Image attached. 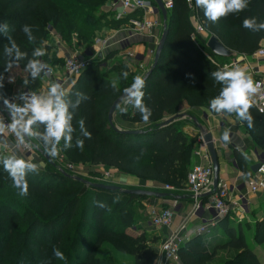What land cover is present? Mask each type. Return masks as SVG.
<instances>
[{
  "label": "trees",
  "instance_id": "1",
  "mask_svg": "<svg viewBox=\"0 0 264 264\" xmlns=\"http://www.w3.org/2000/svg\"><path fill=\"white\" fill-rule=\"evenodd\" d=\"M109 1L0 0V76L5 74L6 62L15 58L14 50L5 54V49H11L13 43L26 53L23 58L26 62L36 59L44 64H61V61L50 59L53 57L52 47L48 44L51 37L67 45L91 46L100 20L95 17ZM170 2L171 8L166 11L165 46L141 89L140 105L145 111L141 112L137 106L136 96L129 97L132 100L129 108L118 110L122 120L132 126L130 129H142L144 133L121 135L113 132L107 123L113 101L128 89L133 77L140 74L132 73L121 62L102 72L99 71L101 61L86 60V68L64 97L72 117L71 140L62 147L66 162L75 167L100 165L158 186L175 189L184 186L197 137L183 133L182 121L160 126L165 117L178 113L183 102L190 108L207 107V101L218 96L225 86L216 81L212 73L224 70L223 64L227 60L212 55L206 48L209 37H215L225 49L238 56L248 57L260 49L264 30L243 28L242 21L255 18L257 24L264 22V0H249L248 7L242 12L229 13L216 22L206 19L204 9L197 7L195 0H191L190 6L186 0ZM191 13L204 34H195ZM23 25L29 26L28 34L22 31ZM35 49H43L45 55L33 57ZM112 73L115 75L113 81L109 79ZM43 77V72L36 79L29 74L33 90L40 87ZM2 89L3 84L0 93H3ZM249 103L250 121L234 111L221 110L220 113L236 120L250 137L254 149L264 156V114H258ZM34 128L41 133L44 131V125ZM35 138L50 150L39 136ZM10 157L13 158L0 150V161ZM234 157L239 172L249 178L250 173L242 166V157ZM47 166V170L25 169L27 188L21 193L0 162V264H32L23 248L33 251L35 264H57L54 252H60L62 240L77 214L72 246L69 241L63 253V264L78 262L80 253L83 264H89L93 250L107 241L117 252L131 256L134 264H153L156 253L149 245V238L144 234L132 236L128 233L135 227L138 217L132 204L149 198L94 190L62 176L56 166L49 163ZM227 219L225 217L218 225L181 247L178 251L181 264H207L218 252L228 250L236 255L224 264H263L255 247L245 241L240 226L227 224ZM22 224L24 227L20 228ZM220 226L227 228L222 230ZM252 228V242L258 247L263 246L264 215L254 220ZM210 233L214 239L211 242L207 239ZM222 233L224 239L217 240ZM23 239H26L23 248L15 249L14 245Z\"/></svg>",
  "mask_w": 264,
  "mask_h": 264
},
{
  "label": "crops",
  "instance_id": "2",
  "mask_svg": "<svg viewBox=\"0 0 264 264\" xmlns=\"http://www.w3.org/2000/svg\"><path fill=\"white\" fill-rule=\"evenodd\" d=\"M161 1L164 2L167 0ZM117 11V6L112 2L107 3L101 9V12L106 17L101 21L102 28L100 32H97L99 41L96 42L93 50L95 49L97 54L102 55L104 64L108 63L113 66L116 62H121L122 65H125L129 71L135 74H139L143 69H146L147 71L153 61L152 54L155 51L156 44L163 32L162 16L158 12L155 17H151V19H156L160 23V26L155 29L152 37H137L131 32L130 22L139 18L140 14H128L124 19L117 22L112 19L113 13ZM190 17L193 19L192 13L190 14ZM124 39L128 41V44L119 46V42ZM48 44L52 47L50 52H52L51 57H53L50 59L61 61V64L56 62V64H49L51 66L49 71L50 73L47 77H43L40 80V87L37 90H33L31 87L29 72L25 69L27 62L24 59L19 61H15L14 58L10 59L14 61V63L7 71H5V74L3 75V93H0V106H2L7 113L10 114L4 104L5 99H7L10 103L21 104L23 103L19 99V95L21 93L26 95L32 93L46 94L47 89L53 82L62 85L66 96L68 95L71 87L77 81L78 77L71 80L66 77L64 63L68 57L73 55H76L81 59L78 52H74V49H71L72 47L64 44L56 37H51ZM260 49L264 51V41L261 42ZM126 54H130L132 57H127ZM109 55H112V58L109 59ZM237 59L239 60L238 62L242 64L239 68H247L245 74L250 76L253 81L258 80L259 75L264 72V58L257 61L251 59L250 56H239ZM111 75L113 77L115 76L114 73ZM255 95L256 92L252 94V97H255ZM3 109L0 107V121L4 118L9 121ZM178 112L193 116L197 122L211 134L219 166L218 186H226L228 188L227 201L229 202V206L230 202L238 203L239 207L231 208V211L239 210L242 211V214H246L248 212L247 210H250L251 205H254V201L261 196H264V193L253 196L247 192L245 182L248 178L244 177L243 174L239 172L235 162L234 156H241L243 159L242 166L248 170L250 177L252 176L250 167L256 163L255 160L257 159V156L251 139L243 135L240 125L236 120L224 117L220 112H211V110H206L204 108H190L186 102L181 104L178 108ZM184 122L185 121H182L183 133L189 137H197L194 144L193 158L188 167V170H190L192 167L204 163L202 157L207 155V152L204 145L201 143L199 132L195 125L191 121V124H186ZM112 123L113 126L119 130H134L130 129L132 128L131 125H128L122 120L118 111L115 112ZM225 133H227V140L223 138ZM27 140L32 148L28 157L27 155H24L20 149L13 146L12 140L2 136H0V150L4 151L13 158L23 160L25 163L29 161L32 164H36L40 170L49 169L43 155H47L53 164L56 157H51L45 153L43 151L45 147L37 141L35 136ZM48 146L50 150L53 148V144L51 142ZM64 146H66V144L63 139L55 144L56 155H61L63 157L62 147ZM96 174H107L109 184L123 190H142L164 194V197L161 199L149 198L135 203L138 204L139 208H141L135 224L137 231L132 232L131 229L128 231L131 232L130 234L132 236H138L141 234L146 235L150 241L149 245L152 249H154L156 256L160 245L169 235L173 233H177L179 240L183 241L181 247H183L187 242L198 237L199 234H197V229L202 227V225H204L212 215L211 211L207 209L209 198L214 194L211 192L212 187L209 192H206L197 198L201 207L197 212L193 213L192 209L194 205V197L186 190L185 184L182 188H174V191L172 192H165V186H158L154 182L121 174L114 169L105 168L100 165L78 166L75 173L77 176H87L88 179L93 178V176H97ZM209 193H211V195L206 197ZM175 205L176 208L174 210L170 228L155 229L150 226V209L160 211L163 209H171ZM208 238H210V242L214 240L213 237H211V233L208 234L207 239Z\"/></svg>",
  "mask_w": 264,
  "mask_h": 264
},
{
  "label": "clouds",
  "instance_id": "3",
  "mask_svg": "<svg viewBox=\"0 0 264 264\" xmlns=\"http://www.w3.org/2000/svg\"><path fill=\"white\" fill-rule=\"evenodd\" d=\"M248 2L249 0H195L196 6L204 9L206 19L212 22H216L229 13L242 12L248 7ZM242 27L251 31L264 30V22L257 24L255 18H245L242 21ZM22 31L28 34L29 26L23 25ZM28 38L29 40L32 39L30 35ZM13 50L15 51V61L23 59L26 55L14 43L11 49H5V54H11ZM32 55L33 57H41L45 55V52L43 49H35ZM13 63L14 61L8 60L5 64V71ZM46 67V64L36 59H29L25 65V69L29 72L32 79L39 77ZM212 75L216 81L222 82L225 86L220 89L218 96L211 99L209 107L216 112L227 110L231 113L234 111L238 116L250 121L251 117L248 112L250 107L249 99L260 87L259 84H254L251 77L247 76L241 69L217 70ZM2 79L3 77L0 76V80ZM0 87H2V84H0ZM143 87V77L136 75L133 77L128 89H125L129 95L137 97V106L140 107L141 112L145 111L140 105V98L143 95L141 89ZM64 96L65 90L62 85L53 82L47 89L46 94L32 93L26 95L21 93L19 95V99L23 102L21 104L10 103L5 99L4 104L11 114V122L7 125V128L20 143L26 142L25 137L30 139L34 136H39L45 145L51 142L53 148L49 150L45 147L43 151L49 156L55 157V144L63 139L67 145L71 140L72 127L70 121L72 117L68 112V104ZM144 118L147 119L146 116ZM36 125H44V131L42 133L35 131L34 126ZM223 138L225 140L228 139L227 133L224 134ZM77 143L79 144L80 142L78 141ZM0 162H2L4 170L9 174L13 185L20 189L21 193L25 192L27 188L25 169L35 170L37 165L25 163L23 160L11 157L3 158ZM54 254L57 258L63 259L61 252L55 251Z\"/></svg>",
  "mask_w": 264,
  "mask_h": 264
},
{
  "label": "built area",
  "instance_id": "4",
  "mask_svg": "<svg viewBox=\"0 0 264 264\" xmlns=\"http://www.w3.org/2000/svg\"><path fill=\"white\" fill-rule=\"evenodd\" d=\"M114 3L118 11L113 13L112 19L115 21H121L128 14H140V17L131 21V32L137 37H152L156 28L160 26V23L156 19H151L155 17L158 13L156 6L153 2L148 0H110L109 3ZM164 9L167 11L171 8L170 0L162 2ZM186 3L190 6L191 0H186ZM193 24L195 27V34H204L203 29L197 24L195 18L193 17ZM128 44V41L124 39L119 42V46H124ZM157 45V44H156ZM154 54V52H153ZM152 54V57H153ZM127 57H132L130 54H126ZM239 57V56H238ZM237 57V58H238ZM237 58L235 60H237ZM253 60H260L264 58V51L259 49L255 54L250 56ZM232 60L229 67H223L224 70L241 69L244 73L247 68H239L238 61ZM86 61V60H85ZM78 58L76 55L70 56L65 60L64 71L68 79H75L79 77L82 71L86 68V62ZM50 73V72H49ZM49 73H46L49 75ZM254 84H259V88L256 91L255 97H250L249 101L253 104L258 114H264V72L259 75L258 80L253 81ZM37 94V93H36ZM30 95V94H29ZM131 99H126L120 108H129L132 105ZM10 122L4 118L0 121V136L6 137L12 140L13 146L21 150L24 155H30L31 146L28 137H25V143H20L15 135L7 128ZM4 152V151H3ZM54 165L66 173L75 175L77 167L66 162L65 158L61 155H56ZM203 164L192 167L187 174L185 188L194 197V205L192 212L195 213L201 207L197 198L209 192L212 187V168L209 162L208 155H204ZM264 158V157H262ZM26 163H30L27 161ZM259 164V169L255 174L248 178L245 182L247 192L250 195H260L264 193V161L257 162ZM107 174H103L99 179L107 178ZM165 192H172L174 188L171 186L164 187ZM228 188L226 186H218L216 192L209 198L207 209L212 213L210 219L202 225V227L197 229V234L201 235L209 231L211 228L215 227L224 219L231 208L239 207L237 202L227 201ZM176 205L171 209H163L160 211L150 209L149 211V224L155 229H168L172 224V218ZM132 232H136V227L131 228ZM183 244V241L179 240L178 234L173 233L169 235L164 242L160 245L154 264H177L179 262L178 251Z\"/></svg>",
  "mask_w": 264,
  "mask_h": 264
},
{
  "label": "rangeland",
  "instance_id": "5",
  "mask_svg": "<svg viewBox=\"0 0 264 264\" xmlns=\"http://www.w3.org/2000/svg\"><path fill=\"white\" fill-rule=\"evenodd\" d=\"M106 16H104V14L102 12H100L98 15H96V19L97 21L99 20V24L97 27V31L95 33V37L94 40L92 42L91 46H79L77 47L75 43H71L69 44L70 47H72L71 49H74V52H78L79 56L81 57V59L83 61L87 60L89 62H94L96 60L101 61L102 64L99 65V71L102 72H106L109 71V68L112 66L110 64H104L103 59H102V55L101 54H97L95 52V49L93 50V47L95 46L96 42L99 41V36L97 32H100L102 26H101V20H104ZM239 58V57H238ZM40 61V60H39ZM235 61H239L238 59ZM41 62V61H40ZM232 62V60H227L226 63L223 64L224 67H229L230 63ZM47 65V67L44 69L43 75L44 77H47L48 75L46 73H49V69H51V66L48 63H45ZM113 64V63H112ZM152 64V63H151ZM238 67H240L242 64L238 63ZM145 68V67H144ZM229 70H232V68H230ZM146 72V69H143L142 72H140V76L144 75ZM143 73V74H141ZM109 79L111 81H113V76L111 75L109 77ZM209 102L207 101V107H205L204 109L206 110H211V112L214 110L211 109L209 107ZM216 112V111H215ZM179 113V112H178ZM218 113V112H217ZM224 117H228L225 114L221 113ZM189 117H193V116H189ZM231 118V117H228ZM232 119V118H231ZM184 123H189L191 124L190 121L186 120ZM183 125V123L181 124ZM241 129V127H240ZM243 132V135L247 136L248 138H250L248 136V134L246 133V131L241 130ZM253 144V143H252ZM254 147V145H253ZM255 154L257 156V159L255 160L256 163L260 162V161H264V158H262V154H260L259 152H257L255 150ZM255 163V164H256ZM97 176H93V178L88 179L87 176L84 175H75L76 177H79L80 179H83L85 181H88L90 183H94V184H102V185H107V186H112L109 184V179L108 178H102V180H100L99 178L102 176L100 174H96ZM99 175V176H98ZM254 205H251L250 210H247L248 212L245 213H241L242 211L239 210H235V211H230L228 213V215L226 217H228L227 219V224H231L233 227L236 226H240V230L241 232L244 233L245 236V241H247L248 243H250L254 248V250H256L258 257L260 258V260L262 261V263L264 264V245L263 246H256L253 242V222L256 219L261 218L264 215V196H261L260 198L256 199L253 203ZM134 206V208L136 209L137 214L139 215V212L141 211V208H139L138 204L133 203L132 204ZM77 216L74 218V220L70 223L69 225V229L66 233V236L64 237V239L62 241H64L62 243L61 246V250L60 252L63 254L64 250L67 248L69 241L71 243L72 246V233H73V228H74V221L76 220ZM226 224V225H227ZM24 224H22L20 226V228H23ZM227 228V226H225L224 228L222 226H220V229L225 230ZM221 230V231H222ZM129 234L131 232H128ZM80 237H83V235H81ZM219 238L217 240H221L224 239V233H222L221 236H218ZM86 239V238H85ZM88 239V238H87ZM26 239L21 240L19 243L17 242V245L15 249L18 248H23V245L25 244ZM214 241V240H213ZM209 243V242H208ZM90 247H92L91 244H89ZM23 251H25V253H27L26 255L28 256V260L31 259V263L35 264V260L34 257H32V252H29L27 249L23 248ZM90 251V249H89ZM77 253V252H76ZM79 255V259L78 262H71L69 261L68 264H83L84 258H83V254H78ZM236 253H233L232 251L228 250V251H220L216 254L215 258L207 263V264H224L225 262H229L231 260H233L235 258ZM14 257V256H13ZM27 260V262H29ZM65 260V259H64ZM63 259H57V264H63ZM89 264H134L133 262V258L129 255H125V254H121L119 252H117L114 248L113 245L110 242H103L100 244L99 247L95 248L93 250L92 253V259L89 262ZM177 264H181L180 260Z\"/></svg>",
  "mask_w": 264,
  "mask_h": 264
},
{
  "label": "water",
  "instance_id": "6",
  "mask_svg": "<svg viewBox=\"0 0 264 264\" xmlns=\"http://www.w3.org/2000/svg\"><path fill=\"white\" fill-rule=\"evenodd\" d=\"M148 1H151L154 3L157 11L162 16L163 32H162L161 37H160V39L156 45L154 55H153L152 64H151L150 68L143 75L144 81L149 77V75L155 69V67L158 63V60L162 54V51L164 49L166 38H167V30H166V25H165V23H166V10L164 9L162 1L161 0H148ZM206 48L210 51V53L212 55L219 57V58L226 59V60H235L238 57V55L236 53L225 49L219 43V41L215 37H212V36L207 39ZM132 91H135V90H132ZM131 96H133V95H129L125 91L124 93H122L119 97H117L113 101V103L110 106L108 113H107V123H108L109 128L115 133H118L121 135H132V136L142 135L144 133V130H142V129L119 130V129L115 128L113 126V123H112L113 116H114L115 112H117L120 109L122 103ZM0 107L3 109L2 106H0ZM3 111L6 115V117L11 122V115L9 113H7L5 111V109H3ZM185 119H189L195 125V127L197 128V130L199 132V137H200L201 143L204 145V147L206 149L207 155H208L209 160H210L211 168H212V173H213L212 191L211 192L215 193L217 190L218 181H219V177H218L219 166H218V161H217L216 149H215L214 141H213L211 134L204 127H202L194 117H189V115L187 116L184 113H177L174 116L165 117L160 128H162L166 125H169L173 122H176V121H184ZM43 157L47 163H49L50 165H54L52 163L51 159L47 155L44 154ZM259 166L260 165L256 163L250 167V172L252 173V175L257 172V170L259 169ZM57 171L62 176L73 179V180L83 184L84 186L91 188V189H94V190H101V191H107V192H120L124 195H131V196H136V197H147V198H153V199H161L164 197V194H161V193L148 192V191H142V190H123V189H120V188L115 187V186L94 184V183H90L88 181H85L83 179H80L79 177L68 175L67 173H65L61 169H57ZM209 195H211V193L206 195V197Z\"/></svg>",
  "mask_w": 264,
  "mask_h": 264
}]
</instances>
